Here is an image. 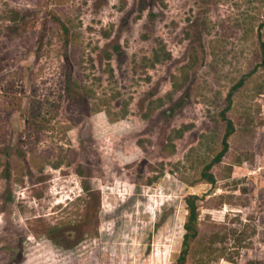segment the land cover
Returning <instances> with one entry per match:
<instances>
[{"label":"rangeland","instance_id":"1","mask_svg":"<svg viewBox=\"0 0 264 264\" xmlns=\"http://www.w3.org/2000/svg\"><path fill=\"white\" fill-rule=\"evenodd\" d=\"M194 203L264 264V0H0V264H179Z\"/></svg>","mask_w":264,"mask_h":264},{"label":"trees","instance_id":"2","mask_svg":"<svg viewBox=\"0 0 264 264\" xmlns=\"http://www.w3.org/2000/svg\"><path fill=\"white\" fill-rule=\"evenodd\" d=\"M241 84H243V81H241L236 86H239ZM229 97L231 98V94ZM222 116L226 120V131L222 139L223 147L221 151L217 154V156L210 163L207 164L205 170L203 171L204 177L207 178L212 183L215 182V177L212 172H209V169L214 165L216 161L220 160L226 154V152L228 151L230 147L229 137L235 132L234 123L232 119H230V117L227 115L226 109L222 111ZM185 229H186V232L184 234L182 250L180 251L177 257V262L179 264L187 263L191 242H194L200 233L199 210H198V206L196 205V203H194L192 207L190 208L187 221L185 222ZM255 263H256L255 261L250 260L246 264H255ZM200 264H208V262L206 263L202 262Z\"/></svg>","mask_w":264,"mask_h":264}]
</instances>
